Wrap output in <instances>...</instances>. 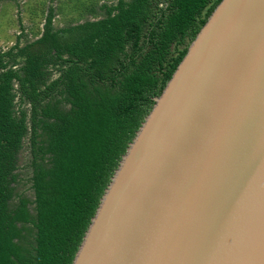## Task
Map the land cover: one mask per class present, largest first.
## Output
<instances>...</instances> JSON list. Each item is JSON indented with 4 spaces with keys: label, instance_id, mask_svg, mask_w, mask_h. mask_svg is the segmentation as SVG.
Listing matches in <instances>:
<instances>
[{
    "label": "trees",
    "instance_id": "16d2710c",
    "mask_svg": "<svg viewBox=\"0 0 264 264\" xmlns=\"http://www.w3.org/2000/svg\"><path fill=\"white\" fill-rule=\"evenodd\" d=\"M218 2L117 0L101 6L105 17L57 30L50 14L42 46L0 53V264H71L122 154Z\"/></svg>",
    "mask_w": 264,
    "mask_h": 264
},
{
    "label": "water",
    "instance_id": "95a60500",
    "mask_svg": "<svg viewBox=\"0 0 264 264\" xmlns=\"http://www.w3.org/2000/svg\"><path fill=\"white\" fill-rule=\"evenodd\" d=\"M71 264H264V0H219Z\"/></svg>",
    "mask_w": 264,
    "mask_h": 264
},
{
    "label": "rangeland",
    "instance_id": "374dc122",
    "mask_svg": "<svg viewBox=\"0 0 264 264\" xmlns=\"http://www.w3.org/2000/svg\"><path fill=\"white\" fill-rule=\"evenodd\" d=\"M116 2L117 0H0V27L4 24L0 31V53L14 45L22 47L33 44L42 36L50 14L53 30H57L103 18L105 10L101 6ZM52 75L55 76L56 73Z\"/></svg>",
    "mask_w": 264,
    "mask_h": 264
},
{
    "label": "flooded vegetation",
    "instance_id": "af4514ba",
    "mask_svg": "<svg viewBox=\"0 0 264 264\" xmlns=\"http://www.w3.org/2000/svg\"><path fill=\"white\" fill-rule=\"evenodd\" d=\"M0 12H2V9L0 10ZM0 14H1V13H0ZM80 23H82V22H80ZM76 24H77V23H76ZM76 24H72V25H70V26H73V25H76ZM3 25H4V24L1 25V27H0V31H1V28H4ZM2 30H3V29H2ZM59 34L62 35V37L69 38L70 36H72V34L75 35L76 33L72 32V34H71L70 32H60ZM39 46H42V43H40V44H38V43H33V44L30 46V48H31V49H33V48H34V49H37ZM19 59H21V57H17V60H19Z\"/></svg>",
    "mask_w": 264,
    "mask_h": 264
}]
</instances>
